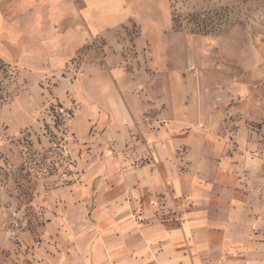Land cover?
Here are the masks:
<instances>
[{
  "label": "rangeland",
  "instance_id": "1",
  "mask_svg": "<svg viewBox=\"0 0 264 264\" xmlns=\"http://www.w3.org/2000/svg\"><path fill=\"white\" fill-rule=\"evenodd\" d=\"M165 3L148 44L59 45L82 0H0V264H110L183 228L205 162L264 178V0Z\"/></svg>",
  "mask_w": 264,
  "mask_h": 264
},
{
  "label": "crops",
  "instance_id": "2",
  "mask_svg": "<svg viewBox=\"0 0 264 264\" xmlns=\"http://www.w3.org/2000/svg\"><path fill=\"white\" fill-rule=\"evenodd\" d=\"M166 1L169 0H82L78 16L83 24L81 30L70 29L61 36L50 31L45 37L49 43L58 38L53 43L59 45L73 38L76 45L86 35L109 41L119 29L136 23L148 44L149 28L160 26L157 19L150 22L154 19L151 16L159 12L165 16L169 10ZM58 19L64 23L62 16ZM115 97L112 102L120 108ZM256 166H247L254 171L248 176L243 175L241 161L230 157L215 166L209 161L198 166L204 174L194 175L199 184L195 188L196 210L186 218L183 228L168 232L152 227L143 235L145 252L118 251L117 263L111 257L110 264H264V178L260 180L256 175ZM201 181L209 186L208 195L201 192ZM162 234L165 240L159 248L155 240ZM179 243L187 244V249L178 250Z\"/></svg>",
  "mask_w": 264,
  "mask_h": 264
}]
</instances>
